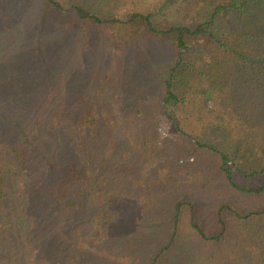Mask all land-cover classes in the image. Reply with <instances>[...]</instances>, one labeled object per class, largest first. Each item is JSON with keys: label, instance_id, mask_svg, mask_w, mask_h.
<instances>
[{"label": "trees", "instance_id": "16d2710c", "mask_svg": "<svg viewBox=\"0 0 264 264\" xmlns=\"http://www.w3.org/2000/svg\"><path fill=\"white\" fill-rule=\"evenodd\" d=\"M90 1L69 5L67 1L48 0L53 11L65 12L62 19L75 10L93 30L122 26L130 41L144 30L152 40L174 49L164 80L163 112L183 138L176 145L184 155L177 159L195 155L201 160L195 165L207 169L219 153L200 139L193 142L195 138H189L191 134L176 112L180 110L192 117L198 114L195 109L204 110L209 101L220 107L219 119L237 123L235 129L243 123L252 125L264 144V0H141L136 6L138 10L130 13L127 21L98 15L100 3ZM159 3L174 9L172 17L177 20L171 26L156 22ZM71 23L69 20L68 26ZM62 25L61 21L56 23V27ZM61 30L64 31H58ZM52 80L55 84L61 81ZM53 87L51 84L50 89H45L46 96L39 99L44 108L37 112L24 108L25 112L1 120L4 130L0 134V264H157L156 258H148L142 238L133 240L131 235L132 243L116 233L109 236V242L118 237L123 240V246L111 255L108 248L99 245L95 250L92 244L86 245L85 236L98 223H128V219L143 215L145 209L157 213L152 202L164 195L162 190L175 193L180 178L173 172L151 176L145 170L149 167V144L136 139L141 145L135 148L128 143L129 136L121 139V128L101 110L103 100L90 102L87 95L79 94L81 105L73 104L76 95L61 97ZM8 103L10 109L23 106L18 104L19 98ZM199 104L203 105L198 107ZM142 133L149 138L147 129ZM219 155L220 171H210L201 186L191 178L192 169L182 170V175L190 178L185 184L188 192L203 191L219 176L237 191L257 197L261 194L257 199L264 204V186L248 190L238 186L235 176L226 169L230 158ZM213 161L218 166L217 160ZM244 174L264 175V168ZM143 203L145 207L140 206ZM225 208L226 205L221 206L216 218L221 219ZM175 211V221H170L172 224L162 232L165 236L173 237L182 213L193 214L192 205L188 209L183 202ZM262 213L264 207L262 212L253 211L247 217ZM207 224L209 228L215 227ZM200 226L195 225L199 230ZM222 237L223 234L214 240Z\"/></svg>", "mask_w": 264, "mask_h": 264}, {"label": "rangeland", "instance_id": "374dc122", "mask_svg": "<svg viewBox=\"0 0 264 264\" xmlns=\"http://www.w3.org/2000/svg\"><path fill=\"white\" fill-rule=\"evenodd\" d=\"M61 1L72 5L83 0ZM119 1L90 2L100 3V10L96 11L98 15L115 16L127 21L141 0ZM212 2L209 4L212 5ZM53 9L48 0H0V134L4 130L1 120L6 121L9 115L20 111L23 113L24 108L27 112L44 108L39 99L46 96L48 91L45 89H50L52 84V89L61 97L76 95L77 99H72L73 104L81 105L79 94L87 95L90 102L100 103L103 100L105 104L101 110L110 116L111 123L115 122L121 128V139L129 136L128 143L135 148H140L141 143L138 142L146 141L149 144V157L146 158L149 167L145 170L156 177L173 172L182 184L176 185L175 193L162 190L164 195L152 202L153 208L158 210L155 214L151 209H145L143 215L128 219V223L125 220L123 223L95 224L85 236L86 245L92 244L95 250L100 245L112 250L113 255L123 246L120 237L107 241L109 236L116 233V236L128 237L132 243L131 235L133 240L142 238L148 258H156L159 264H170V256L178 258L176 264H191L190 260L194 258V264H264V214L250 219L247 217L250 212L263 211V200L257 199L261 194L257 197L237 191L219 176L208 188L191 193L185 188L190 178L182 175V170L192 169L191 178L201 186L210 171H220L222 163L219 153H223L231 160L226 169L235 176L238 186L247 190L264 186L263 174L254 177L244 174L264 168V144L259 141L260 136L255 128L243 123L235 129L234 124L237 123L219 119L221 109L214 101L204 104L202 111L195 109L194 113L198 114L192 117L177 110L178 119L191 134L189 138L194 137L193 142L200 139L202 144H209L219 152L213 157L219 167L213 158L212 163L209 162V169L195 165L201 161L195 155L187 154L177 159L184 155L178 152L176 145L183 138L163 112L164 80L168 76V62L175 54L174 49L164 42L152 40L144 30L130 41L122 26L96 31L90 23L82 21L75 10H70L62 19L65 12ZM173 10L159 3L156 22L171 26L177 20L172 17L175 15ZM69 20L72 21L70 26ZM188 20L181 22L190 24ZM60 21L62 27H56ZM92 34H95L93 38ZM201 46L205 47L203 44ZM52 78L61 81L55 84ZM65 81H68L69 87L62 85ZM15 98H19L18 104L23 106L16 105V108L10 109L8 102ZM144 129L149 131V138L143 135ZM180 202L188 209L192 205L193 214L185 212L180 215L176 221L179 230L186 227L187 221L214 220L221 206L226 205L219 220H226L228 226L233 224V237L228 236L214 247L210 243H201L195 254H184L185 246L176 242L174 236L162 234L166 232V225L175 221V210ZM140 206L145 207V203ZM177 248L181 251L171 253ZM183 258L188 263H181Z\"/></svg>", "mask_w": 264, "mask_h": 264}, {"label": "crops", "instance_id": "0c3cea01", "mask_svg": "<svg viewBox=\"0 0 264 264\" xmlns=\"http://www.w3.org/2000/svg\"><path fill=\"white\" fill-rule=\"evenodd\" d=\"M208 220V219H207ZM204 221V220H192V221H187L186 227L182 228L179 230L178 228L174 232V237L176 238V242L179 244H182V247L185 246L183 253L184 254H195V252L200 249V246H198L201 243L206 242V244H211L212 247L216 245V243H220L228 239V236L233 237L235 230H233V224L231 226L227 225L226 220L220 221L219 218H215L214 220L210 221ZM207 222L214 224V228H209V224ZM233 223V222H231ZM201 225L200 227L202 229H197L195 225ZM202 230V231H201ZM223 234V237L219 240L216 241L214 238L221 236ZM173 249V248H172ZM181 251V249L177 248L176 250H173L171 253H174L175 251ZM213 254V253H212ZM195 257L194 255H192ZM172 260V263L170 262ZM169 263L170 264H176L178 263V258H175L172 256L169 257ZM186 259L183 258L181 263H188V261H185ZM195 260V258L193 259ZM190 260L191 264H194V261ZM157 264H159L157 262ZM164 264V263H163Z\"/></svg>", "mask_w": 264, "mask_h": 264}]
</instances>
